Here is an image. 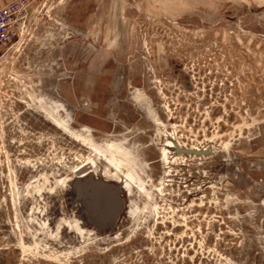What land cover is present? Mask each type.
Here are the masks:
<instances>
[{"label":"rangeland","instance_id":"374dc122","mask_svg":"<svg viewBox=\"0 0 264 264\" xmlns=\"http://www.w3.org/2000/svg\"><path fill=\"white\" fill-rule=\"evenodd\" d=\"M108 144L137 181L98 234L66 184H120ZM0 264H264V0H37L0 63Z\"/></svg>","mask_w":264,"mask_h":264},{"label":"water","instance_id":"95a60500","mask_svg":"<svg viewBox=\"0 0 264 264\" xmlns=\"http://www.w3.org/2000/svg\"><path fill=\"white\" fill-rule=\"evenodd\" d=\"M178 153L205 156L211 152L178 150ZM71 208L78 207L75 218L85 228L98 234L112 232L123 212L125 189L121 184L106 182L93 175L67 182Z\"/></svg>","mask_w":264,"mask_h":264},{"label":"built area","instance_id":"2783aa9c","mask_svg":"<svg viewBox=\"0 0 264 264\" xmlns=\"http://www.w3.org/2000/svg\"><path fill=\"white\" fill-rule=\"evenodd\" d=\"M37 0H7L0 8V63L8 56L22 34Z\"/></svg>","mask_w":264,"mask_h":264},{"label":"bare ground","instance_id":"6f19581e","mask_svg":"<svg viewBox=\"0 0 264 264\" xmlns=\"http://www.w3.org/2000/svg\"><path fill=\"white\" fill-rule=\"evenodd\" d=\"M170 144V143H169ZM170 146V145H169ZM99 156L101 157L99 161H104V163L111 169H113L115 172L118 173V177H114L117 179V181L120 184H128V181L130 180L131 183L136 180L137 176L135 175V168L134 163L130 159V154L126 152L124 149L108 144L106 148H99L97 149ZM163 156H166L168 154V149H164L162 152ZM101 161V162H102ZM98 161L93 160L90 163L84 164L83 167H81L79 170L76 171V178L75 179H81L86 176L92 175L91 173L94 172V169L97 168ZM91 170V172H89ZM96 176L104 175L105 177H111L109 172H98L96 170L95 172ZM125 179H129L128 181ZM137 181V180H136ZM139 181V180H138ZM129 185V184H128Z\"/></svg>","mask_w":264,"mask_h":264},{"label":"crops","instance_id":"0c3cea01","mask_svg":"<svg viewBox=\"0 0 264 264\" xmlns=\"http://www.w3.org/2000/svg\"><path fill=\"white\" fill-rule=\"evenodd\" d=\"M7 0H1V4H0V7L3 5V4H6Z\"/></svg>","mask_w":264,"mask_h":264},{"label":"flooded vegetation","instance_id":"af4514ba","mask_svg":"<svg viewBox=\"0 0 264 264\" xmlns=\"http://www.w3.org/2000/svg\"><path fill=\"white\" fill-rule=\"evenodd\" d=\"M178 151V150H177ZM200 151V150H199ZM202 152H206V151H202Z\"/></svg>","mask_w":264,"mask_h":264}]
</instances>
